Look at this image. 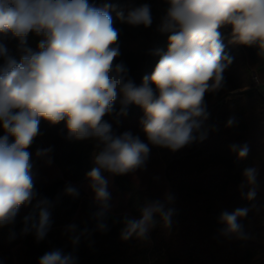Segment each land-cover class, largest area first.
<instances>
[{
	"label": "clouds",
	"instance_id": "9594fccd",
	"mask_svg": "<svg viewBox=\"0 0 264 264\" xmlns=\"http://www.w3.org/2000/svg\"><path fill=\"white\" fill-rule=\"evenodd\" d=\"M168 7L157 31L168 34L167 50L155 49L160 58L152 73L137 85L128 74L120 56L119 30L113 26L112 13L130 26L150 27L151 7L147 3L117 10V6H99L89 0H0V37L18 38L26 43L30 33L40 37L36 50L24 49L17 62L0 42V228L15 223L22 206L37 198L33 177V154L29 148L40 134V122L52 125L64 122L69 137L91 139L100 150L94 156V167L87 173L90 187L101 211L97 229L107 230L104 209L110 199L107 180L102 172L125 174L144 165L149 144L178 151L193 141H203L209 117L205 93L223 86L225 68L231 57L224 53L221 29L231 26L233 41L258 45L264 50V0H167ZM264 54V53H262ZM211 81V83H210ZM122 96L119 115L135 104L142 108L139 126L147 143L131 131L115 134L105 120L114 111L117 96ZM234 124L229 118L226 127ZM212 130H217L215 126ZM239 159L247 157L249 148L232 145ZM51 149H37L35 156L44 157ZM51 161L49 160V163ZM243 180L250 186L247 199L256 197L258 169L246 167ZM244 187V183L240 188ZM67 195L76 196L75 187H65ZM172 201V196H167ZM37 201L38 220L24 217L23 234L34 232L35 239H45L50 226V213ZM248 207L223 211L219 222L226 238L245 237L239 222L247 217ZM172 209L156 201L141 210L139 219L125 217L121 239L132 236L148 239L158 215L165 228L171 227ZM29 222L30 226H29ZM73 250L53 249L39 258L38 264H77L76 246L84 229L75 235L76 225L67 230Z\"/></svg>",
	"mask_w": 264,
	"mask_h": 264
},
{
	"label": "trees",
	"instance_id": "16d2710c",
	"mask_svg": "<svg viewBox=\"0 0 264 264\" xmlns=\"http://www.w3.org/2000/svg\"><path fill=\"white\" fill-rule=\"evenodd\" d=\"M89 2L97 6L114 4L117 10L125 12L128 7V0ZM143 3L151 7L153 23L147 28H153L159 14L158 0H133L131 6ZM112 16L113 26L119 30L120 47V56L114 63L123 62L129 77L139 85L144 75L152 73L160 58L153 54L154 50H167L168 34H161L155 44L148 45L145 41L147 28L122 23L115 12ZM219 31L224 53L231 57V63L222 73L223 86L205 93L206 111L209 113L205 123L207 136L203 141H193L178 151L165 149L162 152L167 162L166 174L171 186L169 194L173 199L168 202L167 197L160 200L154 195L147 198L153 203L159 201L164 204L165 210H173L171 227L165 228L157 215L156 225L148 233L147 240L134 235L125 241L121 239L123 221L125 217H134L127 213L111 215L103 210L107 230L99 231L97 225L100 220L96 214L102 209L85 195L79 182L86 179L87 173L95 166L94 156L101 146L91 139L69 137L63 121L52 125L42 119L40 134L29 148L33 154L37 197L46 200L47 204L62 207L66 221L62 225L51 224L45 239L40 242L36 241L34 232L23 234L25 216L16 218L12 225L0 228V233L9 231L24 239L28 247L26 264H38L39 258L53 249H63L65 253L72 251L70 237L73 233L66 230L73 224L76 225L75 235L88 230L76 246L77 264H264V93L255 87L252 77L257 72L264 79V50L258 45L234 42L229 25ZM40 39L30 33L24 45L10 35L0 37V42L5 44L8 55L19 62L24 49L36 50ZM143 61H146L145 68L142 67ZM0 63H3L2 58ZM246 87L248 89L226 99L231 96L229 91ZM122 107V104H114L113 113L104 118L112 125L115 134L140 128L139 121L144 115L142 108L135 104L127 106V115H119ZM229 118H234V124L226 127ZM213 126L217 130L213 131ZM141 140L147 143L146 138L141 137ZM245 144L249 148L248 155L239 159L231 146ZM153 147L149 144L150 151ZM37 149L51 151L37 158ZM249 166L258 169L256 197L252 201L247 199L250 186L242 176L243 170ZM116 178L122 190H132L134 198L138 197L134 213L141 215L146 203L144 192L129 183L125 174H117ZM242 183L244 187L240 188ZM67 185L75 187L78 195H67ZM243 207L249 208L247 217L239 220L245 237H224L220 214ZM29 215L38 220L36 204L29 208L26 216ZM152 251L156 253V258L150 263L149 253Z\"/></svg>",
	"mask_w": 264,
	"mask_h": 264
},
{
	"label": "crops",
	"instance_id": "0c3cea01",
	"mask_svg": "<svg viewBox=\"0 0 264 264\" xmlns=\"http://www.w3.org/2000/svg\"><path fill=\"white\" fill-rule=\"evenodd\" d=\"M131 3L132 1L128 0V6ZM126 11H127V8H126ZM128 131H131V130H128ZM161 161L162 162L160 163V167L164 168V172H165L164 176L162 174L160 175L154 174V172L152 171L150 167L151 165L148 161H145L143 166L125 173V177L128 179L129 183L134 184V186L137 189H139V191L140 190L145 191L144 199L146 200V203L144 207L152 203L150 200L147 199V196L149 195V189H150L149 183L152 177L157 176L155 179L156 180L158 179L159 181H161V185L163 187L162 190H157V191L154 190L156 191L154 193H156L158 197L164 198L170 192V183H169V180L166 174L167 165L165 161L163 160ZM102 174L104 178L107 180V190L110 193V199L107 202L108 206L104 210H106L111 215H121V214L127 213V214L132 215L135 219H139L140 215L138 216L134 213V209L138 201V197L134 198L135 193H133L132 190H122L120 188V185L116 180L117 174H112L106 171L102 172ZM79 186L81 187V189L84 190L85 195L94 201L95 205L101 207L95 200V194L90 187V180L88 178L81 180V182H79ZM156 188H158V185L154 187V189ZM39 200H41V198L37 197L36 200L32 202V204L27 205V206H22V207H25V211L28 212L29 208L33 204H36L37 201ZM42 207L46 208L47 211L50 213V222L52 225H56V224L62 225L66 221L65 220V210H63L62 207H56L55 205H51V204L42 205Z\"/></svg>",
	"mask_w": 264,
	"mask_h": 264
},
{
	"label": "rangeland",
	"instance_id": "374dc122",
	"mask_svg": "<svg viewBox=\"0 0 264 264\" xmlns=\"http://www.w3.org/2000/svg\"><path fill=\"white\" fill-rule=\"evenodd\" d=\"M130 1L133 2V0H130ZM131 5H132V3L129 4V6L127 7V10L129 8H132ZM158 5H159L158 6L159 14L156 16V22H155L153 28H147V30L145 29V33H146L145 41L148 45L155 44L158 41L159 36L162 34V33L157 31V27L161 21V18L166 13V10L168 7L167 0H158ZM145 66H146V61H143L142 67L145 68ZM259 78H261V77L259 76ZM210 83H211V81H210ZM246 89H248V87L237 88V89L231 90V91H229V94L231 96H227L226 99H228L234 95H237ZM220 100L222 101V99H220ZM121 101H122V96L118 95L114 104L120 105V104H122ZM221 101H219L218 103H221ZM215 106L216 105H214L212 107V109H214ZM205 123H206V121H205ZM129 130H131V132L134 135H139L140 138L141 137L146 138L140 128H132ZM0 135H3L2 128H0ZM165 149H167V148H161V147L154 146L152 148V151H150L148 154V158L146 161H148L150 163V165H151L150 167H151L152 171L154 172V174H157V175L162 174L163 176L165 175L164 168L160 167V163L162 162L161 160L165 161V159L162 155V152H164ZM165 163L167 165L166 161H165ZM166 169H167V167H166ZM156 177L157 176H154L150 180V183H149L150 189H149V195L148 196L154 195V197L159 198L160 200H164L169 194H167L164 198H161V197H158V195L156 193H154L157 190H162V188H163L161 185V181H159L158 179L156 180L155 179ZM156 185H158V188L154 189V187H156ZM154 190H156V191H154ZM170 191H171V186H170ZM142 192H145V191H142ZM148 196H147V198H148ZM151 202L153 203V201H151ZM27 213L28 212L25 211V207H21L16 218H22V217L26 216ZM27 248L28 247L25 244L24 239H20L19 237L13 235L9 231H5V232L0 233V264H26L25 252H26ZM149 258H150V263H153V261L156 258V253L153 251L150 252ZM84 264H93V263L92 262H86Z\"/></svg>",
	"mask_w": 264,
	"mask_h": 264
},
{
	"label": "built area",
	"instance_id": "2783aa9c",
	"mask_svg": "<svg viewBox=\"0 0 264 264\" xmlns=\"http://www.w3.org/2000/svg\"><path fill=\"white\" fill-rule=\"evenodd\" d=\"M253 78H254V82L255 83V87L261 91L262 93H264V80H262L261 78H259V75L257 72H254L253 74Z\"/></svg>",
	"mask_w": 264,
	"mask_h": 264
}]
</instances>
